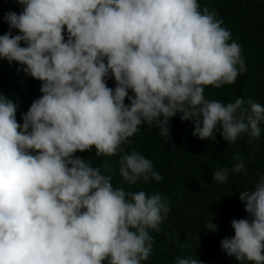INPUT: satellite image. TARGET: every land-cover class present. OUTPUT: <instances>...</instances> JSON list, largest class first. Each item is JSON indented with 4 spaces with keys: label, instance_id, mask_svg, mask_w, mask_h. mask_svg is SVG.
Masks as SVG:
<instances>
[{
    "label": "clouds",
    "instance_id": "9594fccd",
    "mask_svg": "<svg viewBox=\"0 0 264 264\" xmlns=\"http://www.w3.org/2000/svg\"><path fill=\"white\" fill-rule=\"evenodd\" d=\"M16 2L23 11L4 14L0 58L23 65L42 95L21 125L17 105L0 93V264H142L168 202L114 188L111 176L75 154L123 153L118 170L131 186L163 179L151 160L124 151L142 124L170 140V120L180 114L200 139L220 132L228 143L243 134L255 141L264 106L204 95L206 86L232 84L246 72L242 48L199 0ZM234 159L231 171L243 170ZM228 171L215 170L214 181L226 182ZM239 199L248 216L231 221L235 234L221 248L239 264H264V176ZM206 228L217 226L211 220ZM175 264L203 262L189 256Z\"/></svg>",
    "mask_w": 264,
    "mask_h": 264
},
{
    "label": "trees",
    "instance_id": "16d2710c",
    "mask_svg": "<svg viewBox=\"0 0 264 264\" xmlns=\"http://www.w3.org/2000/svg\"><path fill=\"white\" fill-rule=\"evenodd\" d=\"M201 8L215 9L223 27L231 33V40L242 48L246 72L238 75L235 82L219 88L205 87V98L218 100L224 104L244 99V108H249L248 100L264 106V0H199ZM23 5L16 0H0V35L9 31L4 20L7 12L23 11ZM12 34H20L12 29ZM67 39V32H64ZM21 46H26L21 42ZM23 65L0 58V93L17 105L16 119L23 124L25 114L32 102L38 99L41 82L26 75ZM107 86L115 88L113 78L107 79ZM129 95H133L129 91ZM126 104L130 101L125 100ZM261 134L249 142L243 134L235 143H228L215 133V139H200L194 136L193 121H182L180 114L169 123L170 140L160 129L142 124L140 130L129 138L124 151L136 152L153 163V168L163 177L161 181L149 180L128 185L118 170L119 153L115 156H97L93 148L89 152H77L93 167H98L102 175L111 176L114 188L123 187L126 192L145 191L149 195L159 193L168 202L169 212L160 224L158 232L150 231L154 237L149 259L142 264H175L177 258H194L203 264H239L234 256H229L221 248V241L234 236L231 227L233 219L247 218L244 204L239 199L242 191L254 190V186L264 176V120L259 125ZM239 156L244 169L231 171ZM109 165L106 170L103 165ZM228 169V179L224 183L214 181V171ZM212 213L215 215L212 217ZM212 220L215 231L207 230Z\"/></svg>",
    "mask_w": 264,
    "mask_h": 264
}]
</instances>
